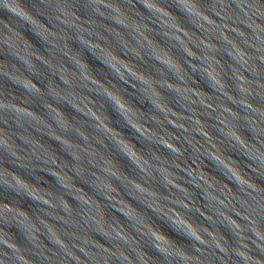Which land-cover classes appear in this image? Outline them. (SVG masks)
I'll use <instances>...</instances> for the list:
<instances>
[{"label": "clouds", "instance_id": "clouds-1", "mask_svg": "<svg viewBox=\"0 0 264 264\" xmlns=\"http://www.w3.org/2000/svg\"><path fill=\"white\" fill-rule=\"evenodd\" d=\"M14 28L24 31L45 52L58 47L63 64L61 71L49 69L42 77L21 56L12 55L37 81L29 84L18 82L0 65V78L9 86V95L0 92V264H144L145 257L137 251L141 245L128 238L115 217L105 220L102 207L123 217L127 228L152 254L171 255V261L166 257L161 264L177 260L201 264L186 254L159 248L157 242L166 237L186 245L189 252L218 251L220 264H227L224 257H235L232 264H264V84L259 82L264 80V0H0V45L12 48L13 37H18ZM145 32L179 53L184 67L167 53H163L167 59L154 55ZM57 33L62 35L57 37ZM121 33L143 55L134 52ZM45 36L58 38L63 45H50ZM65 36L71 41V54ZM96 40L109 48L114 43L121 56L146 65L149 75L121 64L135 81L127 85L121 73L97 54L92 43ZM80 53L85 63L100 66L94 71L106 81L110 77L131 87L132 92L125 91V95L142 111L133 113L113 92L86 75L75 58ZM12 70L18 71L14 66ZM52 76L63 85L59 91L51 87L48 77ZM112 88L121 91L115 84ZM69 89L103 101L100 106H108L112 123L135 145L129 149L125 138L117 139L90 110L77 108L72 100L83 101L65 91ZM12 90L17 94L10 95ZM29 98L38 103L33 105ZM19 104L36 107L55 128ZM52 105L71 113L73 124L80 128L58 119L61 114ZM129 117L140 125L131 123ZM89 120L92 123L84 122ZM13 137L24 147L14 149ZM35 137L56 146L53 152L62 157L59 164ZM92 144L123 161L127 175L122 178ZM193 157L205 168L211 165L220 177L218 187L203 181L216 197L209 198L205 188L193 183L198 177L188 162L197 171L200 168ZM52 168H59L66 181L49 171ZM24 177L46 186L40 189L41 197L32 194L36 189ZM77 183L88 191L76 187ZM113 183L139 208L152 213L155 229L138 226L121 211L123 205L117 207L113 194L120 193ZM181 184L195 191L189 194ZM153 186L156 191H149ZM53 187L55 194L47 190ZM196 193L203 201L199 206ZM20 201L25 202L23 210ZM220 207L238 219L225 217ZM177 208L180 213L174 211ZM201 208L212 215H204ZM48 221L59 227L53 229ZM221 228L232 240L231 252L224 246L227 238L216 235Z\"/></svg>", "mask_w": 264, "mask_h": 264}, {"label": "water", "instance_id": "water-1", "mask_svg": "<svg viewBox=\"0 0 264 264\" xmlns=\"http://www.w3.org/2000/svg\"><path fill=\"white\" fill-rule=\"evenodd\" d=\"M84 27H86V25H84ZM149 27H151V25H149ZM14 31L18 33V37H13L12 48L9 49V48L4 47L3 45H0V65L5 66L4 70L8 73V75L12 76L14 79H17L18 82H23L26 84L37 83L35 78L33 76H30L29 73L24 70L23 65L17 63L15 60H13L11 58L12 55L21 56V58H23L26 61V63L32 68V71L38 72L39 75H41L42 77L47 76L49 69H52L55 71H61V65L63 64V57L60 55V53L58 51V47H50L48 49V52H45L40 47V45L36 44V42L30 36H28L24 31H22L21 29H18V28H14ZM116 31H121V30L117 29ZM186 31H187V29H186ZM41 34L43 35V33H41ZM100 34L102 36L104 35L103 33H100ZM121 34L124 36V39L127 40L126 34H123V33H121ZM60 35H62V34L57 33V37H59ZM144 35L147 36L148 39L152 41L153 54L154 55H157L161 59H167V57L163 55V53H167L169 56H172L174 58V60L177 64H179L181 67H184L183 58H181L179 56V53H176L174 50H169L167 48V45H165L161 40H159V38H157L153 35H150L147 32H145ZM169 35H174V34L170 33ZM44 38L49 42L50 45H57V46L63 45V41H61L58 38L54 39L51 36H45ZM105 38L108 40L112 39L111 37H105ZM64 39L68 41L66 48H67V50H69V53L71 54V52H70V49L72 47L71 41L68 39L67 36H65ZM92 43L97 46V48H96L97 54L101 57V59L105 60L106 63H109L114 68H116L117 71H119L121 73L123 78L125 80H127V85H132L135 83V81L129 77L128 71H126L125 68L121 67V64L127 65L131 69V71H133V72H137V73L143 74L145 76L149 75L150 70L146 65L137 62L135 59H128L127 57L121 56L118 49H116V46L114 43H113V47H111V48H109L108 45L102 43L100 40L93 41ZM127 43L132 48V50L134 52H140V54L143 55V52L141 51V49L137 48L133 41L127 40ZM189 47L191 48V46H189ZM100 49H104L105 51H100ZM192 51H195V49L193 48ZM82 56H83V54L80 53V54L76 55L75 58L78 61H80L81 64L83 65L86 75H88L89 77H91V79H93L94 81H96L100 85H102L104 89H107L108 91L113 92V94L116 95L118 99H121L122 101L125 102V106L128 107L130 109V111H132L133 113L142 111V109H139L136 106L135 101L131 97L125 95V91L132 92L131 87H128L125 84H117L116 81L111 80L110 77H109V80L106 81L103 77H101L98 73H96L94 71V69L96 67H100V66L95 65V64L89 65V64L85 63V61L82 59ZM113 57H115V61H118V62H114ZM217 58L219 59V57H217ZM42 61H43V63H42ZM44 64H47L49 67L45 68ZM12 66H14L18 71H13ZM64 67L67 69V71H73L71 68H68L67 65H64ZM101 71L106 72V69H103L101 67ZM185 71H187L186 68H185ZM65 78H67V77H65ZM152 78L159 79V77H156L155 75H153ZM48 79H50L52 81L51 87H53L55 90L59 91L60 89L63 88V85L59 84V81L55 78V76L48 77ZM259 82L264 84V80H260ZM169 83H172V82L169 81ZM113 84L116 85V88L121 89V91L116 92V90L114 88H112ZM136 86L139 87V85H136ZM10 87H11V85H10ZM89 87H91V85H89ZM8 88H9V86H8L7 82L4 81L3 78H0V92H4L5 95H9ZM41 90L43 91V89H41ZM65 91L72 92V90H70V89L65 90ZM197 91H199V89H197ZM156 92L160 93L161 95H165V94L160 92V89H156ZM16 94H17L16 90H12L10 95H16ZM61 94L63 95L64 93L62 92ZM133 95H135V93ZM72 96L77 97L79 100L83 101V103H80V102H78L77 99L72 100V103L77 108H80V109L85 110V111L90 110V114H93L94 117L99 118V120L108 129H110L114 134H116L117 139H120V137H124L125 143L129 149H131L133 147V145H135V141L127 139L128 134L126 132H123L121 129L116 128L114 123H112V120L114 118L112 117L111 113L106 110V108L108 106L107 105H104L102 107L100 106L103 104V101L99 100L97 97H95L93 95H90L87 92H82L79 89H76L74 92H72ZM65 98L67 99L68 97L65 96ZM20 99L22 100L23 97H20ZM29 100L32 101L33 105L38 103V101H33L32 98H29ZM158 102L164 103L165 101H158ZM13 103H16V101H13ZM85 105H86V107H85ZM18 106L21 108H24L26 111L32 112L39 120H42L45 124H48L49 126L55 128V125L52 124L50 120H48L47 116H42L40 111L36 107H34V106L30 107L28 104H19ZM52 106L54 108H57V110L61 114V116L58 117V119L62 117L67 123L73 124V121L71 118L72 117L71 113L64 111V109L60 108L58 105H52ZM126 115H127V113H126ZM129 119H130L131 123L137 124L138 126L140 125L139 120H136L135 118H132V117H129ZM84 122L85 123H92L91 120L84 121ZM73 126L80 128V125H74L73 124ZM0 127H2V126H0ZM11 130L13 132H15L16 126L12 125ZM80 130L86 132V130L83 128H81ZM4 131L7 132V131H9V129L5 128ZM29 131H31V130H29ZM209 134L211 135V133H209ZM33 136H35V133H33ZM63 138L67 139L66 137H63ZM25 139H31V137L26 136ZM35 139H36L37 143L42 144L45 148L48 149L49 155L56 158V163L59 164L62 157L58 151L53 152V149L56 146L51 144L48 141H45L41 137H35ZM13 140L15 141L14 149H19V148L24 147L22 144H20V142L18 140H15V137H13ZM104 142L107 143V141H104ZM176 146L178 147V145H176ZM91 147L95 148L98 153H102L104 158L108 159L110 161V163L113 165V170L117 171L118 174H120L122 178L127 175L126 167L123 166V161L119 160L118 158H114L112 155H110L107 152H103V150L100 149L99 146L96 144H92ZM109 147H111V145H109ZM22 154L23 153H20L19 151H17V155H22ZM193 159L196 160V164H200V168L197 171L196 165L192 164V161L188 162L191 165V170L198 177V179L196 181H193V183H198L200 187L205 188V191L208 192V194H209V198L216 197L217 193L213 192L211 190V188L206 187L205 184L203 183V181L206 180L209 185H212L213 187H218V184L222 182L220 180V177H218L214 172L211 171V165H209L207 168H205L203 166V164L200 163L199 159H197L195 157H193ZM233 159H235V158L233 157ZM203 163L207 164L208 162L204 161ZM181 167H183V165H181ZM241 170L246 171V169H243V168ZM49 171L54 172V173H58L59 176L64 178V180L66 181L67 177H65V174L63 172H60L59 168H52V169H49ZM169 171L174 172L175 170L169 169ZM175 174L181 175V176L183 175V173H175ZM67 175L71 176V173H68ZM200 177H202L203 179L202 180L199 179ZM44 178L48 179L49 183H54L50 177H44ZM2 179H3V177H0V180H2ZM24 179L32 188L36 189V191L33 192L32 194L36 197H41L42 193H41L40 189L45 188L46 186L41 185V184H36L34 181L29 180L27 177H24ZM185 179H187V177H185ZM137 183H139V181H137ZM173 183H179V181H173ZM223 183L226 184V182H223ZM69 186L71 187V185H69ZM112 186H113V188L116 189V191H119V193H120L119 195L113 194V199H115L116 201L119 202L117 207H119L120 205H123V207L121 208V211L126 213L132 220L136 221L138 226L139 225H145L146 227H150L153 229L156 228V223H153L155 218L152 216L151 212H149L147 209L139 208L132 200H130L123 193V191H121L119 189L118 185H115L113 183ZM180 186L182 188L187 189L189 194H192L195 191V189L189 188L188 185L181 184ZM76 187L81 188L84 192L88 191L86 188H84L79 183L76 184ZM145 187H147V186L145 185ZM226 187L231 188V185H227ZM47 190L51 191V192H53V194H55V188L54 187L49 188ZM149 191H156L155 186H153V188L149 189ZM89 196H91L90 193H89ZM43 198L48 199V197H43ZM194 198L197 201V206H199V204L203 203V201L200 200L199 193H196ZM219 198L223 199V197H219ZM98 202L101 205H103V203H104L103 201H98ZM146 202L150 203V201H146ZM24 203H25L24 201H20L21 210H23ZM53 203H55V201H53ZM184 203H189V201L185 200ZM225 203H227V200L225 201ZM232 203L234 204L235 201H232ZM153 207H155V205H153ZM162 207H166V206L162 205ZM236 207L239 208V205H236ZM46 211H50V210L46 209ZM174 211H176L178 213L181 212V210L179 208L174 209ZM200 211L206 216L212 215L211 211H208L206 209L201 208ZM218 211L223 213L224 216L229 218V219H238L237 217H233L231 212L227 211L223 207H220L218 209ZM101 213L105 217V220H110L111 217H115L116 220L119 222L120 226L122 228H124L125 233L128 235V238L134 239L137 244L141 245L137 249V251H139L145 257L144 264H161L160 261L165 260L166 257L169 259V261H171V255L168 253H153L152 254L151 250L149 251L147 249V247L144 246L143 241H141L139 238L135 237V235L133 233H131V231L127 228V224L125 223L124 218L119 216L118 213H113L108 209H104L103 207L101 208ZM29 215H31V214L29 213ZM197 219H198V217H197ZM212 219L217 220V217L212 216ZM239 222L241 224H243V221H239ZM48 224L53 229L59 227L58 225L53 224V222H51V221H48ZM205 226L207 227V225H205ZM180 230L181 229L179 227H177V231H180ZM209 230L212 231V229H209ZM6 231H7V229H6ZM141 231H143V229H141ZM216 235L217 236H223V237L227 238L228 244H226L224 246L228 247L229 251L231 252V247H229V246L232 245V240L230 237L227 236V233L221 228V229L216 230ZM157 245L159 248H161L162 250H165L166 252L186 254L187 256L191 257L192 260L198 259L199 261H201V264H220V258H219L220 253L218 251L213 252L212 249L201 248V252L204 253L203 255L200 253H196V252H189V251H187L186 245L175 241V239L171 238V237H166L165 239L157 242ZM197 247H200V246L197 245ZM224 260L227 262V264H232V260H235V257H232V260H229L228 257H224ZM173 264H180V262L178 260L173 261ZM181 264H184V262L182 261ZM189 264H191V261H189Z\"/></svg>", "mask_w": 264, "mask_h": 264}]
</instances>
